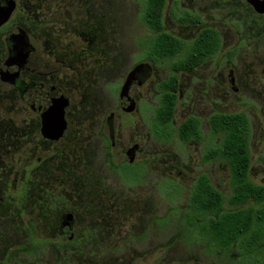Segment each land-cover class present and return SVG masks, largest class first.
Segmentation results:
<instances>
[{"label": "rangeland", "instance_id": "obj_1", "mask_svg": "<svg viewBox=\"0 0 264 264\" xmlns=\"http://www.w3.org/2000/svg\"><path fill=\"white\" fill-rule=\"evenodd\" d=\"M144 2L70 1L74 38L91 34L86 50L80 42L75 44L68 65L60 67L68 75L59 85L69 90L68 123L74 135L68 144L74 157L69 160L64 152L41 172L21 178V189L26 188L21 191V226L14 220L13 207L4 210L0 205V236L7 237L0 264H245L236 248L208 250L183 217L201 174H207L226 199L231 195L228 165L203 162L207 149L219 141L209 124L215 113L248 116L250 178L264 186V16L251 12L244 0H167V32L192 41L202 29L213 28L222 46L199 68L179 75L174 126L197 117L203 141L183 143L176 135L163 141L153 135L151 122L160 101L159 84L172 70L168 61L155 64L145 59L143 43L151 32L141 20ZM184 13L198 15L202 23L179 24L174 14ZM32 36L38 46V35ZM142 64H150L152 74L132 86L136 110L125 113L120 108L121 88ZM12 105L0 92V108ZM111 114L117 134L112 164L123 162L126 149L136 145L139 151L132 165L102 162L104 155L108 161L111 150H104L102 143ZM3 116L0 111V119ZM24 119L21 115V122ZM6 202L12 204V198ZM81 203L94 209L76 219V234L86 238L76 243L56 238L63 214Z\"/></svg>", "mask_w": 264, "mask_h": 264}, {"label": "flooded vegetation", "instance_id": "obj_2", "mask_svg": "<svg viewBox=\"0 0 264 264\" xmlns=\"http://www.w3.org/2000/svg\"><path fill=\"white\" fill-rule=\"evenodd\" d=\"M70 1L0 0V92L3 97L7 96L13 101L12 107L0 108L5 115L0 119V205L4 210L9 206L16 210L13 219L19 226L21 191L26 192L25 187L21 189V178L30 177L32 171L41 172L42 168L58 160L64 152H67V159L74 157L73 146L68 144L74 135L68 123L69 90L59 85L67 82L68 75L67 69L65 71L60 67L68 65V56L71 57L69 53L75 44L80 42V48L86 50L87 43H91V34L88 33L85 39L87 33L82 32L74 38V32L69 28V18H73ZM51 24H54L53 27ZM35 33L38 35V46L32 36ZM21 60L25 61L22 67ZM3 69L8 72L1 75ZM17 69L19 73L16 77ZM142 83L136 81L133 86ZM40 108H43V112ZM21 115L25 116L22 122ZM113 117L114 114H111L106 123L107 132L103 131L102 134L104 150L111 149L107 154L108 161H105L104 155L102 162L111 166L121 163L132 165L135 161L129 163L127 158L131 150L136 148V159L139 151L136 145L126 149L123 162L112 164L115 158L112 151L117 145ZM9 197L12 198V204L6 202ZM2 208L1 211H4ZM85 210L94 211L91 206L81 203L63 214L56 238L69 243L83 241L86 237L76 234V219ZM6 239L5 235L0 236V248L4 247Z\"/></svg>", "mask_w": 264, "mask_h": 264}, {"label": "trees", "instance_id": "obj_3", "mask_svg": "<svg viewBox=\"0 0 264 264\" xmlns=\"http://www.w3.org/2000/svg\"><path fill=\"white\" fill-rule=\"evenodd\" d=\"M166 3L167 0H145L141 13L142 22L151 32L147 43H143L145 59L155 64L168 61L172 70L169 78L159 84L161 96L151 130L157 139L163 141H171L176 135L183 143L200 142L204 133L197 117L190 116L174 126L179 75L199 68L216 56L221 50L222 40L219 31L213 28L202 29L192 41L167 32L164 26ZM248 7L255 12L250 5ZM174 17L181 25L202 23L196 14H174ZM209 124L212 135L219 141L207 149L203 162L223 161L228 165L231 195L226 199L214 187L210 177L201 174L192 186L183 217L184 225L195 232L212 252L236 248L240 261L245 264H264V186L250 178V120L244 113H215Z\"/></svg>", "mask_w": 264, "mask_h": 264}, {"label": "water", "instance_id": "obj_4", "mask_svg": "<svg viewBox=\"0 0 264 264\" xmlns=\"http://www.w3.org/2000/svg\"><path fill=\"white\" fill-rule=\"evenodd\" d=\"M244 2L250 5L258 15H264V0H244ZM3 21L6 20L4 19ZM26 53H28L27 50ZM24 63L25 61L21 60V67L24 65ZM7 72L8 70L6 71L5 69H3L1 75L6 74ZM18 73L19 70L17 69L15 71L16 77L18 76ZM151 73H152V67L150 64L139 65L133 71H131V73L128 75L126 79V82L122 86L119 94L120 108L122 111H124L125 113H133L136 110V101L130 95V91L133 86V83H135L136 81L144 82L149 78V76H151ZM42 109L40 108L41 111ZM44 122L46 123L47 120L44 119ZM135 153H136V148L131 150L130 156L129 158H127V161L129 163H133L135 161Z\"/></svg>", "mask_w": 264, "mask_h": 264}]
</instances>
